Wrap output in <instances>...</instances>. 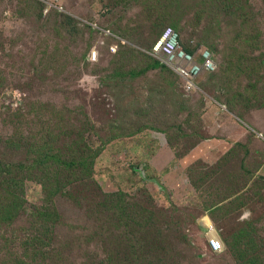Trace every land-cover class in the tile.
Here are the masks:
<instances>
[{"label": "rangeland", "instance_id": "1", "mask_svg": "<svg viewBox=\"0 0 264 264\" xmlns=\"http://www.w3.org/2000/svg\"><path fill=\"white\" fill-rule=\"evenodd\" d=\"M235 3L0 0V205L24 198L0 215V264H81L74 243L122 254L130 233L156 243L142 264L264 257V0ZM166 26L216 62L191 92L163 65L140 72ZM63 161L81 167H69L75 184L48 197ZM114 192L128 197L124 224ZM35 233H50L39 241L48 249L69 247L48 259L20 243Z\"/></svg>", "mask_w": 264, "mask_h": 264}, {"label": "trees", "instance_id": "2", "mask_svg": "<svg viewBox=\"0 0 264 264\" xmlns=\"http://www.w3.org/2000/svg\"><path fill=\"white\" fill-rule=\"evenodd\" d=\"M236 0H218V3L222 6V8H224L227 11H232V10H236L237 6L235 3ZM159 23H157L156 25H158ZM155 25V26H156ZM94 27H96V30L98 32H100L103 35L106 36H110L107 32V30H102L100 27H98L97 25H93ZM125 32H128L130 34H132L133 32H131V30H124ZM162 31V30H161ZM161 33V32H160ZM120 45H124L125 41L123 39L120 38ZM155 43H153L154 45ZM152 45V46H153ZM110 51H111V43H110ZM120 46V47H121ZM151 46V48H152ZM151 48L149 50V52H151ZM187 52L193 53L194 51H190L185 49ZM90 50V54H91ZM118 51V50H117ZM116 51V52H117ZM115 52V53H116ZM89 54V57H90ZM150 54V53H149ZM151 55V54H150ZM155 60L151 61V63H146L145 66L141 69L140 72H146L148 71L150 68H158L160 67V65H163L164 67H166L173 75H175L167 66H165L164 64H162L157 58H154ZM89 60L91 62L92 61L90 58ZM205 73H209V72H204ZM202 74V75H203ZM201 75V77H202ZM175 77H177L175 75ZM200 77V79H201ZM178 79V77H177ZM179 80V79H178ZM48 154L46 153L41 160L37 161V168H39L41 166V172H44L46 169V167H44L43 165L46 164V161L49 159L48 158ZM61 166L63 168L68 167L66 169V171H64L63 168H61ZM60 168H56L55 169V182H57L54 186L49 187V185L45 184L44 187L48 193V197L52 196V198L55 195H63L64 193V189L66 188V186L68 185H73L75 184V180L72 176V171L69 167L73 168V171L75 172H79L81 167L80 166H75V165H67L66 163H64V161L61 163ZM39 170V169H37ZM63 177V178H62ZM6 179V174L2 177H0V182L5 181ZM2 188V187H1ZM0 188V189H1ZM72 193V192H71ZM126 193L120 194L119 192H114L112 194V196L114 197V200L117 202L118 200V204L117 208L121 211L122 215L120 216V220L121 222L126 223L129 216L128 215V207L127 205V200L128 197L125 196ZM24 198L23 197H18L16 200L14 201H10L8 203H3L2 205H0V215L3 216V214H6V216H11L14 212H17L18 207H20L22 205V200ZM38 212V209L36 211V213ZM18 213V212H17ZM251 234V233H250ZM50 233H47L46 237H39L38 233L32 234V235H26L25 237H21L20 238V243L22 245H24L26 247V249H28L29 247H31L34 242V249L37 251L39 248H41V250L43 251L42 254L43 256H45L48 259H53V257H60L62 254V248H67L69 247V244L66 246H55L52 247L51 249L46 248V243L43 242H39L40 240H45V238H49ZM252 236V234H251ZM6 241H8L5 245L7 248L9 247H13L12 244H14L15 240H18V237H15L13 235L12 238H6ZM229 238L225 237V241L228 242ZM125 242V253H120L119 251V247H112L111 252L107 253L105 255V253H97V252H89L87 250V245H76V243H74L72 246H70V251L71 253H74V251H78V256L79 258H81V264H142L141 263V255L142 253L147 249V248H155L156 247V243L153 242H145L142 243V241L140 240L139 237H136L133 233H130V236L128 238L125 237L124 239ZM251 243H255L256 241L251 239ZM252 248V247H251ZM8 254V252H7ZM122 255V256H121ZM11 261L6 262L5 264H28L24 261L21 260H14L13 257H10ZM246 264H264V257H260L259 255H255L253 253V256H251L250 259L247 260Z\"/></svg>", "mask_w": 264, "mask_h": 264}, {"label": "built area", "instance_id": "3", "mask_svg": "<svg viewBox=\"0 0 264 264\" xmlns=\"http://www.w3.org/2000/svg\"><path fill=\"white\" fill-rule=\"evenodd\" d=\"M107 32L111 34L110 30ZM111 50L115 53L118 50L117 45L111 46ZM149 53L178 77L180 86L185 92L197 88L204 72L210 73L216 69V62L208 48L199 47L193 53L187 52L179 43L176 31L169 26L162 29ZM90 59L94 62L98 60L95 49L91 52ZM208 227L211 229L212 225ZM207 245L211 253H218L222 249L221 241L214 234L207 239Z\"/></svg>", "mask_w": 264, "mask_h": 264}, {"label": "crops", "instance_id": "4", "mask_svg": "<svg viewBox=\"0 0 264 264\" xmlns=\"http://www.w3.org/2000/svg\"><path fill=\"white\" fill-rule=\"evenodd\" d=\"M218 142H219V143H217L218 144V147H225L223 140H218ZM194 146H197V145H194Z\"/></svg>", "mask_w": 264, "mask_h": 264}, {"label": "clouds", "instance_id": "5", "mask_svg": "<svg viewBox=\"0 0 264 264\" xmlns=\"http://www.w3.org/2000/svg\"><path fill=\"white\" fill-rule=\"evenodd\" d=\"M160 35V34H159ZM158 39V38H157ZM157 39L155 41H157ZM155 43V42H154Z\"/></svg>", "mask_w": 264, "mask_h": 264}]
</instances>
